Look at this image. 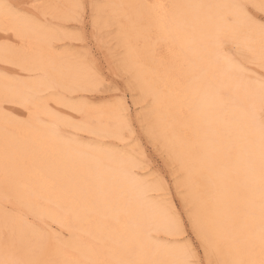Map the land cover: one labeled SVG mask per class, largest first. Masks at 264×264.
Masks as SVG:
<instances>
[{
	"label": "bare ground",
	"instance_id": "1",
	"mask_svg": "<svg viewBox=\"0 0 264 264\" xmlns=\"http://www.w3.org/2000/svg\"><path fill=\"white\" fill-rule=\"evenodd\" d=\"M246 3L264 8L259 0L105 5L127 65L151 99L154 126L184 170L192 228L224 264H264V82L242 63L264 68V29ZM59 37L0 3V58L38 74L0 75V264H74L61 246L6 212L2 197L63 224L78 264H190L185 249L156 238L181 233L182 225L172 202L152 200L155 188L137 176L130 155L62 137L64 120L41 93L83 88L91 79L81 65L53 58ZM4 102L22 106L26 119L6 115ZM67 106L90 133L121 137L118 109Z\"/></svg>",
	"mask_w": 264,
	"mask_h": 264
},
{
	"label": "rangeland",
	"instance_id": "2",
	"mask_svg": "<svg viewBox=\"0 0 264 264\" xmlns=\"http://www.w3.org/2000/svg\"><path fill=\"white\" fill-rule=\"evenodd\" d=\"M107 2L108 0H0L13 13L58 32L60 37L53 41V58L81 65L91 79V83L83 88L64 90L54 86L41 93V100L49 101L53 113L64 120L58 125L62 137L83 144L103 145L130 155L138 165L135 170L137 176L155 188L150 193L152 200L167 206L172 202L182 225L181 233L175 231L173 235H166L161 232L155 235L156 238L164 245L185 249L190 264H224L219 254L215 250H208L205 241L192 228L184 200L188 192L186 190V194L181 188L184 170L154 126L150 115L151 99L144 96L133 71L127 65L125 50L117 37L118 25L105 12ZM245 6L249 15L264 29V8L253 3H246ZM3 41H0L1 45L6 42ZM242 63L251 77L264 82L263 67L246 61ZM0 75L20 80L38 77L37 73L24 71L20 65L6 58H0ZM57 97L63 98V105L54 103ZM70 104H84L92 109H118L123 121L121 137H103L82 128L84 118L68 108L67 105ZM2 107L3 112L15 121L23 122L27 117L25 109L18 104L4 102ZM5 198L2 197L1 203L5 204L6 212L25 219L30 227L62 247L66 262L78 264L76 251L67 244L71 241L72 234L63 224L31 212L13 197ZM78 234H82L84 240L93 241L83 233ZM6 235L5 231L4 236ZM6 264L27 263L11 260Z\"/></svg>",
	"mask_w": 264,
	"mask_h": 264
}]
</instances>
